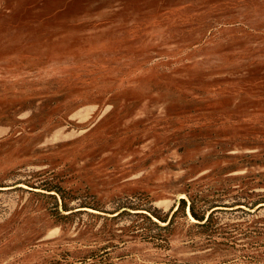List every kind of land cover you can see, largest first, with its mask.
Here are the masks:
<instances>
[{"label":"rangeland","instance_id":"rangeland-1","mask_svg":"<svg viewBox=\"0 0 264 264\" xmlns=\"http://www.w3.org/2000/svg\"><path fill=\"white\" fill-rule=\"evenodd\" d=\"M0 264H264V0H0Z\"/></svg>","mask_w":264,"mask_h":264},{"label":"trees","instance_id":"trees-1","mask_svg":"<svg viewBox=\"0 0 264 264\" xmlns=\"http://www.w3.org/2000/svg\"><path fill=\"white\" fill-rule=\"evenodd\" d=\"M183 201H185V200L183 199ZM191 210H192L193 216L196 217L197 219L203 220L205 218V216H199L196 214L193 205H191Z\"/></svg>","mask_w":264,"mask_h":264}]
</instances>
